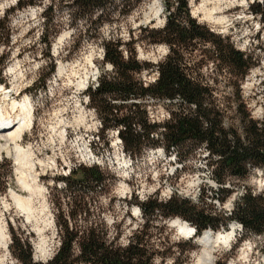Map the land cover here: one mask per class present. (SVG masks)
Listing matches in <instances>:
<instances>
[{
	"label": "rangeland",
	"instance_id": "rangeland-1",
	"mask_svg": "<svg viewBox=\"0 0 264 264\" xmlns=\"http://www.w3.org/2000/svg\"><path fill=\"white\" fill-rule=\"evenodd\" d=\"M21 1L27 0H0V24L6 22L10 28H0V60L3 59L0 109L17 120L22 110L20 106L14 109L13 102L16 100L19 104L26 100L32 109L33 123L17 142L30 154V160L23 165L13 150L15 143L5 135L9 129L0 131V163L4 164L0 166L3 174L0 227L5 229L7 238L6 248L0 244V264H18L10 249L13 233L31 242L36 261L47 262L56 254L61 244L58 222L63 219L59 208L66 213L72 211L75 207L72 197L78 193L72 192L62 178L75 179L80 174L74 176L73 171L92 166H99L108 179L86 198L90 215L70 219L72 225L104 224L109 230V240L121 246L128 245L130 239L137 236L155 253L154 264L162 263L163 259L171 264L174 258L184 264H196L202 251L196 235L172 226L171 221L177 217L148 219L137 201L151 197L166 201L174 193L198 201L200 192L206 188L205 203L209 207L230 211L234 198L244 186L264 189V172L258 169L245 181L233 180V196L222 204L212 194L218 183L208 167L205 148H199L186 162H180L175 153L169 154L161 146L134 158L124 150L118 129L102 132L101 119L90 106L87 95L88 87L97 83L102 70L112 69L109 63H104V40H120L125 52L133 46L141 61L157 64L165 58L169 51L166 44L148 43L143 37L147 33L145 29L165 26L166 0H118L117 7L110 8L111 14L105 16L101 27L77 18V29L72 26L76 18L74 10L64 3L56 4L53 12L60 26L59 33L51 29L45 31L44 12L53 0H39L35 5L18 8ZM188 1L192 17L209 25L216 33L230 36L240 50L253 57L257 65L249 71L241 88L252 116L262 119L263 22L251 11V5L261 0ZM157 11L159 14L155 17ZM7 32H10V40L4 43ZM62 67L64 76L60 77L58 72ZM157 77L158 72L152 69L141 75L146 83L156 81ZM81 78L86 79V84L80 89L70 82ZM224 82L223 79L222 85ZM149 104L153 122L169 118L166 102L150 101ZM117 138L119 143H116ZM22 174L31 184L35 180L38 189L33 192L25 189L18 181ZM12 192L29 200L28 212L17 206ZM181 221L195 228L189 221L183 218ZM232 225L216 231L233 230L234 234L229 242L217 247L215 262L223 258L228 264H264V255L257 248L258 239L240 240L241 231ZM39 247L45 249V255L39 252Z\"/></svg>",
	"mask_w": 264,
	"mask_h": 264
},
{
	"label": "trees",
	"instance_id": "trees-1",
	"mask_svg": "<svg viewBox=\"0 0 264 264\" xmlns=\"http://www.w3.org/2000/svg\"><path fill=\"white\" fill-rule=\"evenodd\" d=\"M38 1H21L18 8ZM117 1L53 0L44 12L45 31L59 33L53 12L56 4L64 3L74 10L76 18L72 26L76 29L77 18L99 28L105 16L111 14L110 8L117 7ZM166 4L165 26L145 29L147 33L143 37L148 43L166 44L169 51L165 58L157 64L141 61L133 46L125 52L120 40H104V63H109L112 69L102 70L97 83L88 87L89 104L101 119L102 132L118 129L124 150L134 158L161 146L169 154L175 153L180 162H186L199 148H205L208 167L218 183L212 194L223 204L233 196V180L245 181L258 169L264 172V117L257 120L252 116L241 88L257 64L230 36L216 33L192 17L188 0H166ZM251 11L261 18L264 32V0L254 2ZM5 23L1 21L0 28L10 29ZM9 40L10 32H7L4 43ZM150 69L156 70L158 77L147 84L141 75ZM150 101L167 103L170 116L166 121L151 120ZM78 173L80 176L75 179L62 178L72 192L78 193L72 197L75 203L72 211L66 213L59 208L63 219L58 222L61 244L56 254L47 262L36 261L31 242L13 233L10 249L18 264H154L155 253L137 236L121 246L109 240V230L104 224L78 227L70 223V219L90 215L86 198L108 179L99 166L73 171L74 176ZM205 193L206 188L200 192L198 201L174 193L166 201L151 197L137 202L148 219L181 217L189 221L195 226L197 237L209 229L216 232L229 229L233 222L239 223L240 240L257 238V248L264 255V189L244 186L230 211L209 207ZM160 264L168 263L163 259ZM171 264L184 263L174 258ZM215 264L228 263L219 258Z\"/></svg>",
	"mask_w": 264,
	"mask_h": 264
},
{
	"label": "bare ground",
	"instance_id": "bare-ground-1",
	"mask_svg": "<svg viewBox=\"0 0 264 264\" xmlns=\"http://www.w3.org/2000/svg\"><path fill=\"white\" fill-rule=\"evenodd\" d=\"M159 14V11L155 13V17H157ZM64 35L59 38L61 41L63 39ZM63 67L59 70L58 74L60 77L64 76V71ZM155 79V78H154ZM72 82L71 84L79 87H83L86 84V79L81 78L80 80L78 79L75 83L73 80H70ZM28 101V100H27ZM17 106L21 107V115L19 119L15 120L12 119V116L7 112L6 114L3 113V110L0 109V131L1 128L2 131L6 130L7 133L5 135H8L10 139H12V143H15L13 150L15 152L16 158L20 164L23 165V163L28 159L30 160V154L17 142L23 137L25 133V129L27 127H30L31 124L33 123V118H32V109L29 107V103L24 101V103L19 102V104L16 103V100L13 102V108L15 109ZM1 131V132H2ZM119 138H117L116 143H119ZM154 150V149H153ZM262 172V171H261ZM21 185L25 189H28L29 191L33 192L34 190L38 189V185L35 184L36 181L34 180V183H29L27 177L22 174L20 179L18 180ZM34 185V186H33ZM37 185V186H36ZM12 197L13 201L17 204V206L23 208L27 212L29 211V208L31 204H29V200L27 198H24L22 195L12 192ZM172 226L178 228V230L192 234L194 235V230L195 228L191 226L189 223H184L181 221V219L177 218L171 221ZM234 224L236 226H234ZM234 227H237L240 231H242V227H240V224H237L236 222L233 223ZM234 234V231H219V232H214L212 230H207L205 231L202 235L197 237V242L202 246V251L199 255V258L197 260L196 264H214L215 259H216V251L217 247L220 246L221 244H226L229 242V240L232 238ZM0 244H2L5 248L7 246V238H6V231L3 227H0ZM41 244V243H40ZM44 245V244H43ZM39 252L42 255L46 254V251L44 248L39 247Z\"/></svg>",
	"mask_w": 264,
	"mask_h": 264
},
{
	"label": "built area",
	"instance_id": "built-area-1",
	"mask_svg": "<svg viewBox=\"0 0 264 264\" xmlns=\"http://www.w3.org/2000/svg\"><path fill=\"white\" fill-rule=\"evenodd\" d=\"M148 84V83H147ZM237 224H239V223H237ZM240 227H242L241 225H240Z\"/></svg>",
	"mask_w": 264,
	"mask_h": 264
}]
</instances>
